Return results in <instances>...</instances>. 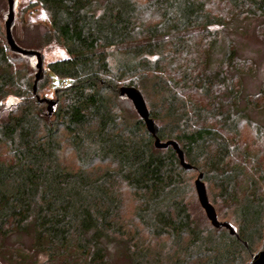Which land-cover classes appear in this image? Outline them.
<instances>
[{
	"label": "trees",
	"instance_id": "obj_1",
	"mask_svg": "<svg viewBox=\"0 0 264 264\" xmlns=\"http://www.w3.org/2000/svg\"><path fill=\"white\" fill-rule=\"evenodd\" d=\"M34 3L49 19L36 48L65 56L33 94L35 76L14 65L30 58L0 41V264H250L264 240V160L238 125H264L233 85L242 61L228 33L254 24L264 37V0ZM122 86L140 91L157 137L192 170L154 147ZM192 173L237 236L193 220Z\"/></svg>",
	"mask_w": 264,
	"mask_h": 264
},
{
	"label": "rangeland",
	"instance_id": "obj_2",
	"mask_svg": "<svg viewBox=\"0 0 264 264\" xmlns=\"http://www.w3.org/2000/svg\"><path fill=\"white\" fill-rule=\"evenodd\" d=\"M19 4L15 11V21L12 29L13 36L19 41L21 48L25 49H35L39 45L40 37L43 35L46 28L49 27L48 14L39 6H33L34 0H18ZM7 4L5 0H0V41L7 48L5 41V30L4 22L6 21L7 16ZM246 30L236 29V31H241V33H228L230 40L234 42L237 48L238 56L241 58V64L239 65L242 68V74H239L233 80V85L235 88L241 87L243 92L242 96H248V99L251 101L252 105L255 106V111L250 110L251 118L259 123L264 125V37L260 36L254 29L255 25L251 27L244 26ZM233 29V27H230ZM230 29V30H231ZM244 32V33H243ZM35 47V48H34ZM37 51L41 52L44 56V69L43 75L46 74V66L49 62L63 58L65 53L59 49L58 46L52 44L48 48L40 50L36 48ZM35 49V50H36ZM16 61V60H15ZM17 63L14 64L18 70H25L26 68L29 71L28 76L32 77L37 73L35 68L36 61L34 58H30L29 62H24L22 60H17ZM43 77V76H42ZM239 85V87H238ZM43 90V89H42ZM39 96L41 98H47L55 100L52 92L43 93L40 92ZM192 98L193 95H190ZM196 97V96H195ZM194 97V98H195ZM244 105V102H242ZM46 106L44 105V110ZM46 112V111H45ZM240 137L239 142L241 145H245L255 156L259 155V158L264 160V135H257V129L255 124H248L246 122H241L238 125ZM197 173H192L187 176V180L190 179L191 190L186 193L187 203L189 210L192 214L193 220H196L197 223L202 227L209 226V223L205 219V215L201 210L200 206L197 203V199L193 189V183ZM208 188V185L206 184ZM222 206L221 210L218 211V219L222 222H229L234 224L231 219L229 211H227ZM219 209V207H218ZM142 242V237L139 239ZM264 249V240L256 248V253ZM251 264V260L249 261Z\"/></svg>",
	"mask_w": 264,
	"mask_h": 264
},
{
	"label": "water",
	"instance_id": "obj_3",
	"mask_svg": "<svg viewBox=\"0 0 264 264\" xmlns=\"http://www.w3.org/2000/svg\"><path fill=\"white\" fill-rule=\"evenodd\" d=\"M7 4V16L6 21L4 22V30H5V41L7 47L9 48L10 52L15 54H20L24 57L34 58L36 61L35 68L37 73L35 74V80L33 84V94H36L37 83L42 79L43 76V68H44V56L42 53L34 50H27L19 47L13 36H12V27L14 26L15 21V11L18 7L19 1L18 0H5ZM38 105L44 103L46 104V111L48 116H52L57 108V102L51 99H40L36 96ZM119 99H127L131 102L134 112L139 116V118L143 121L147 132L153 137L154 139V147L156 149L162 150L171 147L173 151L176 153L179 166L186 171H190L193 167L185 161V157L180 146L177 142L173 140H169L166 142H161L160 139L157 137L159 128L155 124V122L149 117V112L146 106V102L143 98V95L140 93L139 90L130 86H122L119 88ZM203 175L199 174L194 181V190L196 193L197 201L199 206L203 210L207 220L210 224L216 228L221 229L224 228L228 231L231 236H237V231L235 226L230 224L229 222H222L218 220L216 215L215 209L209 201L206 187L204 182L202 181ZM251 264H264V249L258 251L252 256Z\"/></svg>",
	"mask_w": 264,
	"mask_h": 264
}]
</instances>
